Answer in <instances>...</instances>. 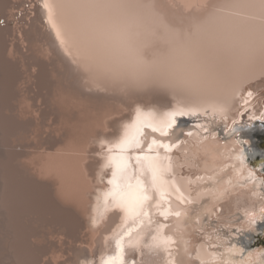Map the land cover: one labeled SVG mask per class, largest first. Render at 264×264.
Returning a JSON list of instances; mask_svg holds the SVG:
<instances>
[{
  "label": "bare ground",
  "instance_id": "6f19581e",
  "mask_svg": "<svg viewBox=\"0 0 264 264\" xmlns=\"http://www.w3.org/2000/svg\"><path fill=\"white\" fill-rule=\"evenodd\" d=\"M151 2L178 27L192 26L194 30L202 26L211 30L217 23L215 16H220L221 22L229 18L226 6L234 0ZM42 5L43 0H0V264H100L116 257V240L132 225L111 201L104 200L111 169L104 168L107 153L100 141L112 144L126 129L132 131L128 126L136 120L138 109L159 121L182 105L176 95L164 88L122 91L93 81L74 63L75 52L69 53L61 43L54 21L48 20ZM221 8L224 11L217 13ZM67 15L79 18L84 13L69 8ZM127 24L129 43L139 49L145 61L167 56L165 40L149 39V13L132 10ZM79 54L100 71L118 67L119 53L94 46L83 37ZM251 86L264 89V82L257 80ZM199 125L212 130L219 141L218 145L209 143L210 153L223 152L225 145L232 144V135L225 131V123L219 117H177L172 135L166 138V142H182L168 153L172 165L169 190L173 200L177 195L175 187L190 195L209 234L218 229L224 235L228 231L224 225L235 222L240 212L236 200L229 199L223 203L221 219L217 220L213 213L209 223L204 222L203 213L214 203L202 200L206 194L204 184L208 182L205 169L211 168L212 162L211 155L198 156L191 151L198 139ZM228 127L232 125L229 123ZM146 131L148 142L153 135L160 138L159 133ZM189 131L193 133L191 137L186 135ZM236 139L247 136L240 132ZM250 158L248 155V165L252 167ZM256 170L258 175L260 171L264 175L259 167ZM152 214L154 219L159 218L154 209ZM155 227L145 221L138 230L145 235ZM258 231L256 226V232H244L235 240L238 247L245 249V256L253 252L254 264L264 259L255 255L264 253V249H247L245 241ZM200 235L189 227L185 238L200 250ZM124 247L126 261L137 258L127 237ZM173 251L176 252L175 247ZM161 255L164 264H168L163 249ZM176 258H184L182 245ZM232 258L240 259V255Z\"/></svg>",
  "mask_w": 264,
  "mask_h": 264
},
{
  "label": "snow or ice",
  "instance_id": "6c2138e0",
  "mask_svg": "<svg viewBox=\"0 0 264 264\" xmlns=\"http://www.w3.org/2000/svg\"><path fill=\"white\" fill-rule=\"evenodd\" d=\"M42 6L48 20L54 21L66 50L75 52L74 63L93 81L122 91L164 88L176 95L182 105L159 121L138 109L136 120L128 126L132 131L126 129L112 144L100 141L107 153L104 168L111 169L104 200L111 201L132 222L116 240V257L100 264H164L162 249L167 253L168 264H254L253 252L245 256V249L238 247L235 240L244 232H256L257 224L264 223V175H258L256 170L259 167L264 171V158L258 166L249 167L247 153L252 145L248 139L236 137L257 122L264 128V89L251 86L257 80L264 82V0H234L226 6L229 18L221 22L222 18L215 16L217 23L211 30L202 26L194 30L192 26L178 27L160 14L158 5L151 0H43ZM69 8L80 9L84 15L71 18L67 15ZM132 10L149 13V39L165 40L167 56L145 61L139 49L129 43L127 17ZM223 11L217 9V13ZM82 37L94 46L119 53L118 67L100 71L82 59ZM186 115L219 117L225 123V131L232 135L231 146L225 145L223 152L210 153L209 143L218 145L219 141L212 130L199 125L198 139L191 145L194 154L211 155L212 167L205 169L208 182L204 184L206 194L202 200L214 203L203 213L204 222L209 223L213 213L217 220L221 219L226 200L237 202L240 215L235 222L224 225L228 229L224 235L218 229L209 234L190 195L175 187L177 195L173 200L169 190L172 165L168 153L182 142H166V138L172 135L177 117ZM237 117L247 120L242 122ZM146 130L159 133L160 138L153 135L148 142ZM186 135L191 137L193 133ZM153 209L158 219L153 218ZM145 221L156 227L141 235L138 228ZM189 227L201 234L200 250L185 238ZM125 237L137 254L131 261L125 260ZM181 245L183 259L176 258ZM237 254L240 259H233ZM255 264H264V259Z\"/></svg>",
  "mask_w": 264,
  "mask_h": 264
},
{
  "label": "rangeland",
  "instance_id": "374dc122",
  "mask_svg": "<svg viewBox=\"0 0 264 264\" xmlns=\"http://www.w3.org/2000/svg\"><path fill=\"white\" fill-rule=\"evenodd\" d=\"M14 12H17V11L15 10ZM1 21L4 22L5 18H3V20H1ZM190 123H192V122H190ZM240 132L242 133V135L247 136V139L250 141V144L252 145V147L248 151V155L250 157H252V158H250L249 164L251 166H253L255 164V163H253L255 161V159L258 157H261V153H264V151H263V149H264V128L250 129V130L243 129ZM257 139H260L259 142L257 141ZM17 150H20V148L18 147ZM254 156H255V158L253 159ZM259 175H262L261 171H260ZM259 229L263 230V228L258 227V230ZM246 234H244V236L240 239L241 243H243V240L245 239ZM253 246H255V248H257V247L263 248L264 247V237H262V239L259 240L258 237L250 236V238L245 241V247L247 249H252ZM8 263L9 262H5V264H8Z\"/></svg>",
  "mask_w": 264,
  "mask_h": 264
},
{
  "label": "water",
  "instance_id": "95a60500",
  "mask_svg": "<svg viewBox=\"0 0 264 264\" xmlns=\"http://www.w3.org/2000/svg\"><path fill=\"white\" fill-rule=\"evenodd\" d=\"M181 120L186 121V122L188 121L187 118H182ZM260 128H261V127L259 126V122H257V123H256V126L253 127V128H251V129H260ZM247 130H248V129H247ZM263 151H264V149H263ZM262 158H264V157H258V158H256V159H255V162H257V163L260 162V160H261ZM257 226H258L259 228H263V230L259 229L258 233L255 234V235H253L252 237H258V239L261 240L262 237H264V223H258ZM254 248H255V246L252 247V249H254ZM257 248H259V247H257ZM263 249H264V247H263Z\"/></svg>",
  "mask_w": 264,
  "mask_h": 264
},
{
  "label": "trees",
  "instance_id": "16d2710c",
  "mask_svg": "<svg viewBox=\"0 0 264 264\" xmlns=\"http://www.w3.org/2000/svg\"><path fill=\"white\" fill-rule=\"evenodd\" d=\"M260 139H257V141L259 142Z\"/></svg>",
  "mask_w": 264,
  "mask_h": 264
}]
</instances>
